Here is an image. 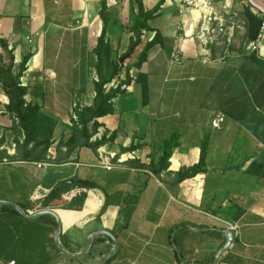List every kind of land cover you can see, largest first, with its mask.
<instances>
[{"label":"crops","instance_id":"crops-1","mask_svg":"<svg viewBox=\"0 0 264 264\" xmlns=\"http://www.w3.org/2000/svg\"><path fill=\"white\" fill-rule=\"evenodd\" d=\"M263 4L0 0V39L14 74L28 57L25 100L57 121L47 160L7 158L24 135L13 130L17 118L0 84V200L23 212L0 201V264H215L217 256L216 264H264V40L252 48ZM140 6L157 12L119 60L137 40ZM209 11L223 35L209 33L221 23L208 21ZM104 27L120 66L106 89L122 88L67 158L75 109L94 103ZM218 114L224 120L214 128ZM168 148V167L154 172ZM202 155L198 173L180 179ZM58 187L61 199L45 205ZM227 230L235 233L224 249Z\"/></svg>","mask_w":264,"mask_h":264},{"label":"trees","instance_id":"trees-1","mask_svg":"<svg viewBox=\"0 0 264 264\" xmlns=\"http://www.w3.org/2000/svg\"><path fill=\"white\" fill-rule=\"evenodd\" d=\"M106 9L103 6V11ZM157 8L150 12H145L143 7H139L138 21L135 26V32L137 40L131 43V49L122 55L121 58L127 57L131 54L137 45L140 43L141 31L143 29H149L147 21L151 19ZM105 24V20H104ZM107 24V22H106ZM157 34L154 39L145 45V51L142 52L138 60V65H140L146 57V52L157 42ZM0 45L4 53L0 52V84L9 97V103L7 104V110L17 118V124L14 126L13 130L20 135H24L22 142L17 140L16 154L8 155L7 158L13 160H47L49 154V148L52 145V138L57 126V121L51 118L49 115L41 111V106L37 103L26 102L25 96L27 94V87L23 86L20 81V77L25 70V65L28 57H25L22 61V68L18 74L13 73L14 66V55L12 51L8 48L7 42L0 39ZM97 55V75L98 80L95 81V99L91 106L78 107L75 109L78 116L77 123L73 126V133L69 138L67 158L71 154L72 150L81 145L82 141L88 140L93 133L99 127V122L97 118L107 115L112 112V98L121 91L122 85L117 89H106V85L112 82V80L118 75L120 71V66L117 61L112 60V50L111 45L105 40V27L102 32L101 37L98 39V44L95 49ZM118 60V61H119ZM93 121V130L91 133L87 131V125L89 122ZM103 142L100 141L99 144ZM97 144V145H99ZM96 145V146H97ZM171 148V145L169 146ZM171 152L168 148L165 154L159 162V166L152 167V170L158 173L159 170L168 167V159L170 158ZM203 163V155L201 156L200 163L188 170H184L178 174L180 179L191 177L198 173L200 166ZM72 183H75L73 181ZM79 184L86 188L95 187L96 184L90 181H81ZM62 189L57 188L48 197L45 198L44 204L49 205L53 200L59 198L61 199ZM86 194L81 195L79 206H82L85 200ZM129 215H127L128 217Z\"/></svg>","mask_w":264,"mask_h":264},{"label":"built area","instance_id":"built-area-1","mask_svg":"<svg viewBox=\"0 0 264 264\" xmlns=\"http://www.w3.org/2000/svg\"><path fill=\"white\" fill-rule=\"evenodd\" d=\"M182 3L184 6L188 8H208L210 9L212 7V0H182ZM206 18L208 21H212L214 19L221 21V23L217 27L211 28L209 30L210 34L223 35L226 32V27L224 23L222 22V20L218 18L215 12L209 11L208 14H206ZM263 40H264V4H263L262 12H261V22H260L259 32H258L256 41L252 44L253 45L252 48L254 49L260 48ZM223 120H224L223 114H218V116L213 120L212 126L214 128H219ZM41 165L42 164H39V166ZM104 166L108 169H111L113 167V164L105 163ZM12 264H14V262H12Z\"/></svg>","mask_w":264,"mask_h":264},{"label":"water","instance_id":"water-1","mask_svg":"<svg viewBox=\"0 0 264 264\" xmlns=\"http://www.w3.org/2000/svg\"><path fill=\"white\" fill-rule=\"evenodd\" d=\"M1 202H4V203H10V204H12V205H14L16 208H17V210L19 211V212H21V213H23L22 212V210H21V208L20 207H18L15 203H13V202H7V201H3V200H0ZM52 213L53 215H55L54 214V212H52V211H49V210H42V211H40V212H38L39 214H43V213ZM29 216H31V215H29ZM60 231H61V226H60V224H59V233H60ZM227 232V234H228V238H229V242H228V244L224 247V249L232 242V240H233V238H234V231L233 230H227L226 231ZM107 234V233H106ZM110 236H112L111 234H109ZM94 235H92V237H93ZM113 237V236H112ZM91 238V237H90ZM113 239L115 240V242H116V239L113 237ZM66 252H68V253H70V251H68L67 249H64ZM71 254V253H70ZM217 260H218V256H217V258H216V260H215V264H216V262H217ZM104 261V260H103ZM103 263V262H102Z\"/></svg>","mask_w":264,"mask_h":264}]
</instances>
